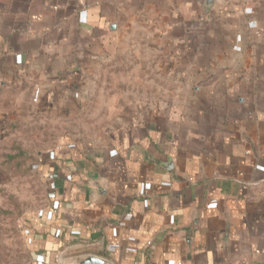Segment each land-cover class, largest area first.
Here are the masks:
<instances>
[{
	"label": "crops",
	"instance_id": "crops-1",
	"mask_svg": "<svg viewBox=\"0 0 264 264\" xmlns=\"http://www.w3.org/2000/svg\"><path fill=\"white\" fill-rule=\"evenodd\" d=\"M127 60L141 98L105 106L132 111L38 152L31 264H264V0H0V92L69 114Z\"/></svg>",
	"mask_w": 264,
	"mask_h": 264
},
{
	"label": "rangeland",
	"instance_id": "rangeland-1",
	"mask_svg": "<svg viewBox=\"0 0 264 264\" xmlns=\"http://www.w3.org/2000/svg\"><path fill=\"white\" fill-rule=\"evenodd\" d=\"M100 64V63H99ZM116 66L109 61L103 64L107 72L100 83L103 101L95 99L91 92L90 107H76L69 114L65 110L35 108L30 102L37 90L24 85L0 92V264H31V255L25 243V235L33 216L49 197V184L38 169V152L54 148L65 137L94 138L110 129L119 115L131 112L128 108H106L105 104L118 105L127 100L140 99L145 77H118L114 83L113 67H148V60L124 61ZM87 68L100 69L96 61ZM108 70V71H107ZM88 85L97 86L96 77L89 76ZM127 97V98H126Z\"/></svg>",
	"mask_w": 264,
	"mask_h": 264
},
{
	"label": "water",
	"instance_id": "water-1",
	"mask_svg": "<svg viewBox=\"0 0 264 264\" xmlns=\"http://www.w3.org/2000/svg\"><path fill=\"white\" fill-rule=\"evenodd\" d=\"M213 2L214 0H205L206 8H209ZM60 264H114V262L103 256L93 253H84L70 256L62 260Z\"/></svg>",
	"mask_w": 264,
	"mask_h": 264
},
{
	"label": "built area",
	"instance_id": "built-area-1",
	"mask_svg": "<svg viewBox=\"0 0 264 264\" xmlns=\"http://www.w3.org/2000/svg\"><path fill=\"white\" fill-rule=\"evenodd\" d=\"M132 264H139V263H137V262H134V263H132Z\"/></svg>",
	"mask_w": 264,
	"mask_h": 264
}]
</instances>
